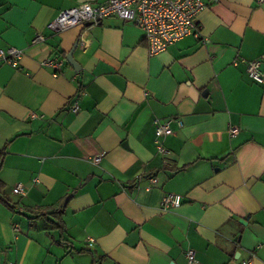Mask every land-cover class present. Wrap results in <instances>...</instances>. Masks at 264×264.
Masks as SVG:
<instances>
[{"label": "crops", "instance_id": "1", "mask_svg": "<svg viewBox=\"0 0 264 264\" xmlns=\"http://www.w3.org/2000/svg\"><path fill=\"white\" fill-rule=\"evenodd\" d=\"M108 1L0 0V49L23 50L18 68L0 62V180L14 208L0 202V264H264V82L246 65L264 71V4L203 0L199 36L155 56L118 18L47 28ZM71 52L78 71L41 66ZM173 117L183 126L162 154L154 122ZM168 194L178 208L164 209Z\"/></svg>", "mask_w": 264, "mask_h": 264}, {"label": "built area", "instance_id": "2", "mask_svg": "<svg viewBox=\"0 0 264 264\" xmlns=\"http://www.w3.org/2000/svg\"><path fill=\"white\" fill-rule=\"evenodd\" d=\"M258 4H264V0H257ZM206 5L203 0H109L101 5L81 3L78 6L62 10L57 17L51 21L47 28L53 34H60L69 29L84 26H96L108 18H118L126 23H132L144 34L148 44V51L151 56L158 55L166 51L172 45L183 39L195 36L198 37L197 19L205 10ZM45 37L38 34L33 43L42 42ZM83 44V43H82ZM23 57V50L9 47L0 49V62L7 63L13 68H18ZM67 64L65 57L55 56L47 58L41 62V66L50 69L54 77H58L64 66ZM247 74L258 84L264 82V71L260 60L247 61ZM72 112L77 113L80 109L77 98L71 105ZM31 118H38L36 113H32ZM156 145L160 153L166 154V148L162 144V139L173 135L174 127L181 128L182 122L178 118L167 120H156L155 122ZM231 137L239 134V129L229 130ZM101 156L91 159L93 164H98ZM155 183V180H151ZM38 180H35L37 183ZM25 192L21 185L14 188L13 193L23 195ZM181 205L179 195L168 194L163 199L164 209H175ZM94 240L90 239V244ZM189 263L195 261V251L186 252ZM251 261L244 262L249 264Z\"/></svg>", "mask_w": 264, "mask_h": 264}, {"label": "trees", "instance_id": "3", "mask_svg": "<svg viewBox=\"0 0 264 264\" xmlns=\"http://www.w3.org/2000/svg\"><path fill=\"white\" fill-rule=\"evenodd\" d=\"M4 159H5V151H2L0 152V170L3 166V162H4ZM6 186L5 184L0 180V202L5 204L6 206H8L10 209L14 210L13 206L8 202V200L6 199L5 197V194H4V190H5ZM62 212L63 210L61 209V207H58V209L55 211V213H53L54 215H58V219H59V222L58 223H55L53 222V226L54 227H58L60 228L62 226ZM39 216H42V215H39ZM50 221V220H49Z\"/></svg>", "mask_w": 264, "mask_h": 264}, {"label": "water", "instance_id": "4", "mask_svg": "<svg viewBox=\"0 0 264 264\" xmlns=\"http://www.w3.org/2000/svg\"><path fill=\"white\" fill-rule=\"evenodd\" d=\"M85 1H87V0H83V2H85ZM67 61H68V63H69L70 65H72V66L74 67V69H75L76 71L79 70V67H78L77 63H76L75 60L73 59V52L70 53V55H69L68 58H67ZM71 197H72V195H70L69 197H67V198L63 201V203H62L61 206H62V207H65L66 204H67V202L70 200Z\"/></svg>", "mask_w": 264, "mask_h": 264}]
</instances>
